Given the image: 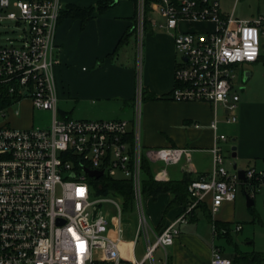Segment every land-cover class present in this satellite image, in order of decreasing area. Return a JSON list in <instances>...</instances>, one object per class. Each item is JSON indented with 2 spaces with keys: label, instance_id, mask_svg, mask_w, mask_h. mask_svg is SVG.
Instances as JSON below:
<instances>
[{
  "label": "built area",
  "instance_id": "2783aa9c",
  "mask_svg": "<svg viewBox=\"0 0 264 264\" xmlns=\"http://www.w3.org/2000/svg\"><path fill=\"white\" fill-rule=\"evenodd\" d=\"M237 1L228 12L223 10L221 0L153 2L151 11L159 16L153 25L174 31L181 54L169 97L209 102L215 111L211 123L215 140L210 148L213 168L190 182L192 201L183 213L156 231L143 203V162L161 163L155 179H164L166 167L183 159L190 161L193 149L143 145L141 82L131 120L62 117L53 70L58 62L56 31L65 8L63 0H0V24L14 22L20 31L15 38L0 43V85H5L12 96V104L0 110V118L9 117L12 110L19 115L20 110L12 109L13 105L27 100L33 108L52 113L48 124L37 126L0 122V264H170L169 247L200 203L210 201L214 216L225 202L237 199L240 186L250 188L253 199L259 190L264 192V168L245 169L243 180L238 169H228L224 145L229 137L219 131L220 107L225 122L239 119L234 81L240 66L257 61L264 47V13L237 18ZM199 23H208L209 27L202 31L182 27ZM144 26L145 0H138L140 37ZM88 170H103L101 177L131 183L139 219L133 244L142 235L145 239L140 260L125 258L121 250V196L97 194V186L90 180L97 177L89 175ZM109 202L117 208L113 228L103 209ZM212 227L214 237H219L216 225ZM234 228L240 231L242 226L237 223ZM157 250L163 253L158 259ZM210 264L253 263H235L214 244Z\"/></svg>",
  "mask_w": 264,
  "mask_h": 264
},
{
  "label": "crops",
  "instance_id": "0c3cea01",
  "mask_svg": "<svg viewBox=\"0 0 264 264\" xmlns=\"http://www.w3.org/2000/svg\"><path fill=\"white\" fill-rule=\"evenodd\" d=\"M99 1L63 0L65 7L69 4L91 6ZM237 2V18L249 19L264 13V0L254 6L249 2L248 12H239ZM137 10L136 0H118L103 11H95L86 24L80 18L62 14L56 31L58 62L53 70L59 114L69 118L75 114L77 118L74 119L131 120L137 86L141 82L146 97L142 103L143 145L193 149L190 161L183 159L178 164L167 166L166 177L156 180L195 179L213 168L210 148L215 140V132L211 128L214 107L209 102L175 101L169 97L175 84L174 73L180 55L174 31L155 27L153 20L159 16L150 10L140 37L137 30L134 32ZM195 25L182 24V27L195 29ZM124 35L125 40L119 44ZM134 39L136 43L141 40V58L139 52L135 53ZM262 62L264 47L257 61L243 64L238 72L243 71L246 78L245 67H255ZM248 74L250 79L253 74ZM152 95L159 98L153 99ZM257 106L242 100L239 126L231 132L237 145L235 163L246 165L244 169L264 168V100ZM253 119L257 121V127L249 126ZM152 166L156 176L163 165L154 163ZM172 198L170 192L146 198L148 221L156 231L173 222L185 210L184 205H174L167 210ZM235 202H225L217 212L220 214L216 213L213 219L233 222ZM206 204L209 206L210 201ZM198 210L203 209L197 208L188 217L187 222L180 226L181 233L169 247L170 264H210L212 247L217 243L214 235L211 237L205 231L207 228H202L200 221L195 222L199 220ZM208 223L212 227L209 220Z\"/></svg>",
  "mask_w": 264,
  "mask_h": 264
},
{
  "label": "rangeland",
  "instance_id": "374dc122",
  "mask_svg": "<svg viewBox=\"0 0 264 264\" xmlns=\"http://www.w3.org/2000/svg\"><path fill=\"white\" fill-rule=\"evenodd\" d=\"M260 0H239L237 2V9L239 12L249 11L250 7L248 3L251 2L253 6L255 3ZM222 7L225 10H231L234 0H221ZM154 3H151V8H153ZM236 13V8H235ZM211 25V24H210ZM197 30L202 31L209 27L208 23H199L195 25ZM195 28V29H196ZM20 31L14 22H7L0 24V43L7 42V38H15ZM135 53H140L141 50V40L136 43L134 39ZM181 55V54H180ZM179 55V57H180ZM244 73L253 74L250 79H246L243 77V71L238 72V75L234 81V90L236 94L239 96L238 101V109L237 114L238 117L240 112L242 113V100L249 101L253 106H259L260 103L264 100V62L259 65L246 66ZM244 88V89H243ZM240 98L241 103H240ZM257 106V107H258ZM255 108V107H254ZM12 109L20 110L19 115H15L12 111H9V117L0 118V122H4L6 120H10L12 125L16 127H28L31 124L42 125L48 124L51 121L52 113L46 110H40L32 107V104L29 100L24 101L20 104L13 105ZM220 115V124L219 131L228 135L229 140L225 143V164L230 171L234 170V163L237 162L236 157H233V146L236 145V141L233 140L234 135H232L233 130L238 128L239 119L236 123H227L225 122V117L222 112V108H219ZM73 118H77L74 114ZM257 121L255 119L251 120L249 126L257 127ZM232 132V133H231ZM243 166V167H242ZM260 167L261 164L258 163ZM239 168H246V165H238ZM245 185L240 186V190L238 193V197L236 199L235 206V217L233 219V226L231 229V236L229 237H217L215 238L216 243L222 248V253L224 256H228L231 258L237 257V255H246L245 259L249 260L254 257H263L264 256V192L263 190H259L256 193L255 204L252 207L247 206L246 196H245ZM248 193L250 192V188L247 187ZM109 195L118 196L117 193L113 191L109 193ZM117 198V197H115ZM147 197H143V203L145 207V211L148 215V207L146 203ZM119 200V199H118ZM122 204V200H119ZM104 211L108 213L110 216V225L111 228L114 227V224L117 222V208L116 206L109 202L105 203ZM123 207V205H122ZM203 210H198L197 215L199 220L195 222H199L202 225L205 231L210 233L211 237H213V228L208 223L206 215L204 211H207L212 215V212L209 206L206 204L202 206ZM220 214V213H217ZM194 223V222H193ZM239 223L242 226L240 231H236L234 226ZM139 227V219L137 214L136 207L133 208L132 211L125 209L123 212V241L121 244V250L123 256L127 259H137L140 260L145 253V239L144 235H142L136 244H133L135 239V233ZM234 228V229H233ZM228 232V231H227ZM153 239V237H152ZM213 239H211L212 243ZM162 250H157L155 253L156 259L160 258L162 255ZM149 264V263H146Z\"/></svg>",
  "mask_w": 264,
  "mask_h": 264
},
{
  "label": "trees",
  "instance_id": "16d2710c",
  "mask_svg": "<svg viewBox=\"0 0 264 264\" xmlns=\"http://www.w3.org/2000/svg\"><path fill=\"white\" fill-rule=\"evenodd\" d=\"M138 3V0H136ZM156 0H145V23L147 21L148 14L150 12L151 3ZM115 0H100L96 5L91 6H79L75 4H69L61 12L62 14H67V16L76 17L82 19L83 24H86L93 16L95 11H103L107 7L115 4ZM60 17V18H61ZM137 25V23H136ZM137 30V26L134 28V32ZM125 40V35L121 39V44ZM119 46V45H118ZM145 92L143 91V101L146 98ZM153 99H158L156 95L151 96ZM12 104V96L9 95L7 87L5 85H0V110L4 109ZM91 182L97 186V194L109 195L110 192L117 193L121 196L123 201V210L128 209L130 211L134 208L133 201V190L132 185L128 180L125 179H113L104 175L101 178H91ZM193 178L185 177L182 180L177 181H158L155 179L152 163L148 160L143 162V194L144 196H154L156 197L160 193L170 192L173 195L171 202L169 203L167 210L174 205H184L186 208L192 201L189 193L188 186ZM99 186V187H98ZM245 192L248 193L247 186H244ZM249 194V193H248ZM206 205V202L200 203L197 208H202ZM196 208V209H197ZM195 209V210H196ZM194 210V212H195ZM193 212V214H194ZM207 219L211 224H215L219 233V237H229L231 236V229L234 222L218 221L214 220L211 214L204 211ZM226 229L228 232L222 233L221 231ZM246 255H237L233 258L235 263H253V264H264L263 257H254L249 260L245 259Z\"/></svg>",
  "mask_w": 264,
  "mask_h": 264
},
{
  "label": "water",
  "instance_id": "95a60500",
  "mask_svg": "<svg viewBox=\"0 0 264 264\" xmlns=\"http://www.w3.org/2000/svg\"><path fill=\"white\" fill-rule=\"evenodd\" d=\"M115 1H118V0H115ZM248 77H249V74L247 73L246 74V79H248ZM232 150H233V154H232L233 157H236V155H237V152H236L237 147L233 146ZM234 169H238V173H239L240 179H242V180L245 179V169L239 168L237 163H234ZM88 173L91 176L99 178V177H101L103 175V170H88ZM245 196H246L247 206L248 207H252L254 205V203H255L254 199L251 198L248 193H245Z\"/></svg>",
  "mask_w": 264,
  "mask_h": 264
}]
</instances>
